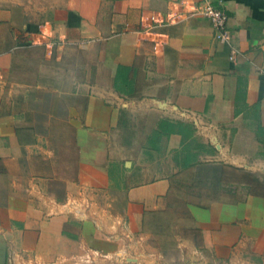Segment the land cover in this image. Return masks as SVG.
Here are the masks:
<instances>
[{"label": "crops", "instance_id": "1", "mask_svg": "<svg viewBox=\"0 0 264 264\" xmlns=\"http://www.w3.org/2000/svg\"><path fill=\"white\" fill-rule=\"evenodd\" d=\"M45 1L0 7L6 264H264V0H213L226 42L140 32L201 0Z\"/></svg>", "mask_w": 264, "mask_h": 264}, {"label": "built area", "instance_id": "2", "mask_svg": "<svg viewBox=\"0 0 264 264\" xmlns=\"http://www.w3.org/2000/svg\"><path fill=\"white\" fill-rule=\"evenodd\" d=\"M180 4L183 5L181 9L167 11L163 14H150L147 21L145 19L142 20L140 32L151 34L157 25L171 23L181 16H194L206 18L210 22L216 40L220 42L228 41L230 37L228 15L220 1L214 3L213 0H201L190 7L185 1H181ZM229 58H234L233 53L229 55Z\"/></svg>", "mask_w": 264, "mask_h": 264}, {"label": "rangeland", "instance_id": "3", "mask_svg": "<svg viewBox=\"0 0 264 264\" xmlns=\"http://www.w3.org/2000/svg\"><path fill=\"white\" fill-rule=\"evenodd\" d=\"M17 1H19V3L21 5L24 4V5H27V6L31 7V8H33L35 11H38L39 8L45 7L46 5L54 4V3H51V2L49 3V2H47L45 0H17ZM12 3H13L12 0H0V7L8 6V5H11ZM22 55L24 57L29 58V54L25 55L24 53H22ZM24 61L27 63L28 59L24 60ZM123 261H124V259H123ZM106 262H107L106 264H109V263L110 264H114V263H117L118 260H116V262H115L114 258H111V259L108 258ZM94 263H95V260L93 258H84V257H82V258L74 259L73 262H70L69 264H94Z\"/></svg>", "mask_w": 264, "mask_h": 264}, {"label": "water", "instance_id": "4", "mask_svg": "<svg viewBox=\"0 0 264 264\" xmlns=\"http://www.w3.org/2000/svg\"><path fill=\"white\" fill-rule=\"evenodd\" d=\"M7 260V251L5 244L0 241V264H6Z\"/></svg>", "mask_w": 264, "mask_h": 264}]
</instances>
